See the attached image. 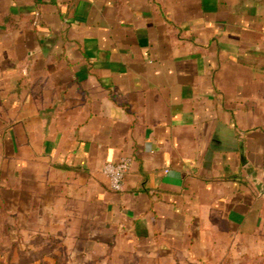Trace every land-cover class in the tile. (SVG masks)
Segmentation results:
<instances>
[{
  "label": "crops",
  "instance_id": "crops-1",
  "mask_svg": "<svg viewBox=\"0 0 264 264\" xmlns=\"http://www.w3.org/2000/svg\"><path fill=\"white\" fill-rule=\"evenodd\" d=\"M122 157L116 193L101 169ZM15 218L66 264L264 254V0H0Z\"/></svg>",
  "mask_w": 264,
  "mask_h": 264
},
{
  "label": "rangeland",
  "instance_id": "rangeland-1",
  "mask_svg": "<svg viewBox=\"0 0 264 264\" xmlns=\"http://www.w3.org/2000/svg\"><path fill=\"white\" fill-rule=\"evenodd\" d=\"M16 220L10 219L8 225L14 226L7 227L2 226L0 219V264H66L64 250H55L56 244L44 240V236L20 234ZM233 261L230 264H235ZM244 264H264V254L251 257Z\"/></svg>",
  "mask_w": 264,
  "mask_h": 264
},
{
  "label": "built area",
  "instance_id": "built-area-1",
  "mask_svg": "<svg viewBox=\"0 0 264 264\" xmlns=\"http://www.w3.org/2000/svg\"><path fill=\"white\" fill-rule=\"evenodd\" d=\"M132 159L130 157H122L115 163H106L101 173L108 182V187L111 191L119 193L124 189L125 176L128 173Z\"/></svg>",
  "mask_w": 264,
  "mask_h": 264
}]
</instances>
